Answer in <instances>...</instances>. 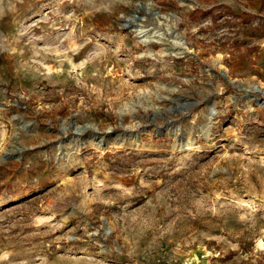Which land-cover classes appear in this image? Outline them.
<instances>
[{
    "label": "rangeland",
    "instance_id": "374dc122",
    "mask_svg": "<svg viewBox=\"0 0 264 264\" xmlns=\"http://www.w3.org/2000/svg\"><path fill=\"white\" fill-rule=\"evenodd\" d=\"M262 3L0 0V264H264Z\"/></svg>",
    "mask_w": 264,
    "mask_h": 264
},
{
    "label": "trees",
    "instance_id": "16d2710c",
    "mask_svg": "<svg viewBox=\"0 0 264 264\" xmlns=\"http://www.w3.org/2000/svg\"><path fill=\"white\" fill-rule=\"evenodd\" d=\"M262 6L264 7V0L262 3ZM221 9L220 11H217L218 9ZM230 13L235 16H237L239 19H241L242 22L248 23L250 22L256 15L254 13H246L244 17H240L239 15L233 13L230 8L227 5L224 4H217L214 5L208 9H203L202 7H197L192 13L191 18L198 19L200 17H205L206 15H209L212 19L213 24H220L218 23L219 18H222L225 14ZM224 20V18H222ZM254 47H251L249 50H253Z\"/></svg>",
    "mask_w": 264,
    "mask_h": 264
},
{
    "label": "bare ground",
    "instance_id": "6f19581e",
    "mask_svg": "<svg viewBox=\"0 0 264 264\" xmlns=\"http://www.w3.org/2000/svg\"><path fill=\"white\" fill-rule=\"evenodd\" d=\"M146 30V29H145ZM145 30L143 29V28H141V29H139V36H141V40H147L148 39V35L145 33ZM144 32V33H143ZM151 35V34H150ZM91 127H96V126H94L93 124H91V123H87L86 125H82V126H79V125H77V127H76V129L78 130V131H80V132H82L84 129H86V128H91ZM135 139H136V141H139V138L137 137V135L136 134H134V136H133ZM92 139L98 144V145H100V146H103V147H105V146H107L108 144H110V143H124L123 142V140H122V138H120V137H116V138H114V140H106L105 142H104V144H103V142H102V139L100 138V137H98V138H96V137H92Z\"/></svg>",
    "mask_w": 264,
    "mask_h": 264
},
{
    "label": "water",
    "instance_id": "95a60500",
    "mask_svg": "<svg viewBox=\"0 0 264 264\" xmlns=\"http://www.w3.org/2000/svg\"><path fill=\"white\" fill-rule=\"evenodd\" d=\"M255 90H257V91H260V92H263L260 88H258V87H256L255 88ZM258 100L259 101H261V102H263L264 103V97H260V98H258ZM214 112V110L212 109L211 110V114ZM91 128H93V129H96V127H91ZM110 131V130H109ZM75 132L76 133H79L80 131H78L77 129H76V127H75ZM115 133H117V130H115L114 132H112L110 135H113V134H115ZM125 133V132H124ZM102 135V133H100V132H92V137H96V138H98V137H100ZM130 135V137H133L134 136V134H129ZM137 135V137L139 138V134H136ZM109 137V136H108ZM122 140L124 141V144H130V142H128L127 141V139L125 138V137H122ZM132 145V144H131Z\"/></svg>",
    "mask_w": 264,
    "mask_h": 264
},
{
    "label": "crops",
    "instance_id": "0c3cea01",
    "mask_svg": "<svg viewBox=\"0 0 264 264\" xmlns=\"http://www.w3.org/2000/svg\"><path fill=\"white\" fill-rule=\"evenodd\" d=\"M255 2H256V1H255ZM257 3H258V6H259V3H260V2H257Z\"/></svg>",
    "mask_w": 264,
    "mask_h": 264
}]
</instances>
